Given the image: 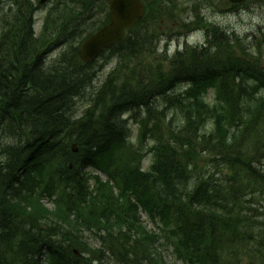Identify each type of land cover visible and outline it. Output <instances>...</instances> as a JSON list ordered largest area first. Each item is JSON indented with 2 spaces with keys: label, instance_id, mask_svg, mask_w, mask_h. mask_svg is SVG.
Segmentation results:
<instances>
[{
  "label": "trees",
  "instance_id": "obj_1",
  "mask_svg": "<svg viewBox=\"0 0 264 264\" xmlns=\"http://www.w3.org/2000/svg\"><path fill=\"white\" fill-rule=\"evenodd\" d=\"M4 1L13 4V18L4 21L11 33L0 43V62L9 64L0 65V81L2 74L9 75L7 82L22 96L14 103L2 94L0 117L28 125L27 134L34 138H11L7 132L12 129L0 127V264H42L43 249L55 264H165L155 246L162 237L188 264H226L235 248L243 250L239 256L248 253L249 264H264V213L259 214L264 201L253 189L255 184L264 186L253 163L264 165L261 52L208 22L197 7L202 0H182L193 6L192 21L183 22V28H206L205 43L172 56L165 47L160 56V28L153 23L176 19L180 4L145 0V17L105 55V60L119 59L117 72L130 70L128 78L120 80L130 87L122 88L113 73L100 88L88 89L92 64L81 60L79 38L62 25L72 19L86 29L78 0H54L51 19L37 37L31 34L38 5L32 0ZM84 1L97 5L95 0ZM23 35L21 47L17 37ZM59 35L75 42L48 63L45 54L53 49L48 37ZM13 60L37 66L46 83L26 90L7 68ZM129 63L143 73L136 76L138 70L129 69ZM7 82L0 86L10 87ZM62 82L79 96L65 99L57 90L67 93ZM110 88L124 94L115 108V95L107 94ZM210 91L212 101L207 100ZM36 99L60 105V117L54 111L42 118L34 108ZM83 99L92 105L80 119H71L76 102ZM126 113L130 116L124 119ZM146 122L153 124L150 137L144 132ZM95 135L101 141L93 139ZM73 142L78 143L77 153L71 151ZM57 144L70 153L55 154ZM148 153L154 165L143 172L141 160ZM201 156L219 159L215 172L202 173L197 165L193 169L192 162ZM191 157L194 160L184 162ZM90 166L101 169L107 180L86 171ZM44 197L53 202L52 209L42 203ZM140 210L159 221L161 235L146 228ZM86 232L100 239L102 248H91ZM75 250L86 254L78 256Z\"/></svg>",
  "mask_w": 264,
  "mask_h": 264
},
{
  "label": "bare ground",
  "instance_id": "obj_2",
  "mask_svg": "<svg viewBox=\"0 0 264 264\" xmlns=\"http://www.w3.org/2000/svg\"><path fill=\"white\" fill-rule=\"evenodd\" d=\"M35 2L36 5H38V8L40 9H43V8H46L47 7V0H32ZM227 1H230V0H223V2H227ZM232 2V1H230ZM78 5L81 7L80 10H83L85 11V13H83L84 15V20L89 23L92 22V27H93V30H99L100 28H104L105 26H107V22L106 21H103L102 17L96 13L97 8L94 7L90 2V5L88 2L84 1V0H78L77 1ZM232 3H236L235 2H232ZM13 4L11 3H6L4 0H2V2L0 3V43H2L4 41V39H6L9 35H10V29H9V26L10 24H6L4 21L8 20L10 21L12 18H13V15L10 13V9H11V6ZM226 10L228 11H237L238 8L234 5H229L228 8H226ZM49 11H50V8L48 10H46V12H44V17L42 19V23H41V27L39 29V34H38V30L36 31H33V33L31 34V36L33 37H37L38 35H40L45 29H46V25L48 24V21H50L51 19V15L49 14ZM5 15V17L3 16ZM33 16H37L35 15V13H33ZM203 16V15H202ZM72 17L74 18H78V15L76 14H72ZM204 17V16H203ZM184 24L185 23H190V20L189 19H184L183 20ZM183 22L180 23V27L183 28ZM66 29H70V31H72L73 33H76V35H74L75 38H79L78 39V42H79V45L78 46H81L83 47V45L85 44V42L89 39L88 36L86 35H82L83 33V29H81V26L76 24V22L72 19H69V20H66L63 22L62 24ZM200 31L202 33L205 34V36H207L208 34V30L206 28H203V27H200ZM128 35V33H126V36ZM179 35H181L182 37L184 36V33L183 32H180ZM60 36V35H59ZM59 36H55V37H48V40L51 42L52 46L56 49H58L62 54L65 53V51L71 47L73 45V43L75 41H71L65 37H62L60 38ZM125 36V35H124ZM18 40L20 41V46L22 47L23 46V42L25 41V35H23L22 37L18 36L17 37ZM234 39H240V37L236 34L233 35ZM241 40V39H240ZM164 41L166 42H169V40H166L164 39ZM202 44V43H201ZM199 44V45H201ZM80 54V52H79ZM106 63V61H100L98 63H96L95 65H92L93 67L90 69V72H93L95 70H99L101 68V66H103L104 64ZM9 63H6V64H2V62H0V65H4V66H7ZM28 65V66H27ZM8 69L11 70V73L14 76H17L19 78V81L24 83L26 85V90L30 89V88H34L36 86H42L44 85L43 83H46L45 79L42 78L39 74H38V70H37V66H35L34 64H26V65H23L22 64V61H17V60H13L10 64V66L7 67ZM114 70H110L109 72H113ZM3 78L2 80L4 82H7V80H10L11 77L9 75H7V77L2 74ZM3 81H0V83H4ZM124 81H119V84L122 88H128L130 87V84H126V83H123ZM8 84H10V87L5 84V85H1L0 86V100L4 97H10V98H13L12 102H16L19 100V98L22 96V95H19L17 92L13 91V82H10L8 81L7 82ZM63 86L65 87V89L67 90V93L64 94L61 90V87H59V89L57 88V90L60 91V94L66 99H69V98H72V99H75L77 98L79 95H74L73 91H70L67 86L68 84L62 82ZM18 87V85H16ZM92 87H94V83L92 82V84L88 87V89H92ZM178 90L177 87L174 88V92H176ZM93 91V90H92ZM58 92V91H57ZM4 95V97H2L1 95ZM107 94L108 95H112L113 94L115 95V98L112 100V108H115V106L123 101L121 98L122 96H124L123 93H120L118 92L117 90H115L114 88H110L108 91H107ZM117 97V98H116ZM23 98V101L26 99L25 97H22ZM29 98V97H28ZM32 101L34 99H31ZM61 100L58 99V101ZM110 100V96H107L106 98V102L110 103L109 102ZM4 101V100H3ZM1 101V102H3ZM1 102H0V106H1ZM35 105H34V108H36L37 110V113L40 114L42 116V118L44 117H47L48 116V113H44V112H49L51 114H54L53 112L55 111V114L56 116L60 117V109H62V107L60 105H55L54 103H42L40 102L38 99L35 100ZM81 103V100L77 101L76 102V107H75V110H74V113H72L70 116H71V119L73 120H77L80 116V114H84L85 110L87 108H83V107H78V105ZM103 107H108V105H103ZM80 109H84L82 113H80ZM57 110V111H56ZM105 111V110H103ZM23 119H26L25 117ZM136 119V117H133L132 120H130L131 123H133L134 125H137L136 122L134 121ZM27 120V119H26ZM135 122V123H134ZM147 126L144 130V132H146V137H150V133H151V130L153 128V124L151 122H146ZM0 127H3V128H11L12 130L8 131L7 132V129H5L4 131L8 133V135L11 137V138H15V139H20V137H29V138H34L30 133L27 134V131L28 130V125H25V124H18L16 121H12V120H9V119H3L0 117ZM47 131L49 133L50 130L47 129ZM25 132V133H24ZM23 133V134H22ZM96 141H101V137L100 135H95L94 138ZM19 140H17L19 142ZM63 145L61 144H57L55 147H54V150H55V154L57 155H60V156H65V153L68 152L70 153V149H66L64 147H62ZM68 157V156H67ZM66 157V158H67ZM143 160V159H142ZM184 162H187V161H192L194 160L193 157L191 158H183ZM255 167L259 170L260 174L263 175V177L261 176H258L257 178H260L262 180H264V165L258 163L257 161H254L253 162ZM211 169H213V167L211 166ZM152 170V168H146L144 169L145 172H150ZM7 172V171H5ZM10 174V172L7 173V175ZM202 175H205V174H202ZM264 187V186H262ZM48 200L50 201V203L52 204L53 202L48 198V197H44L42 199V203L46 206V204L44 203V200ZM89 201V199H88ZM264 201V199H263ZM264 204V202H263ZM47 207V206H46ZM261 213H264V209H261L259 211V214ZM6 246V245H5ZM10 246V245H8ZM240 249L239 248H235L233 250V252H230L227 254V259L228 261L226 262V264H241V260H242V257L239 256V253H240ZM48 251L43 249L42 250V255H41V263L42 264H55L54 262H51L48 260ZM36 256V255H35ZM255 259H257V257H254Z\"/></svg>",
  "mask_w": 264,
  "mask_h": 264
},
{
  "label": "rangeland",
  "instance_id": "obj_3",
  "mask_svg": "<svg viewBox=\"0 0 264 264\" xmlns=\"http://www.w3.org/2000/svg\"><path fill=\"white\" fill-rule=\"evenodd\" d=\"M53 1L54 0H48L47 7L38 11L36 16L38 31L41 27L44 12L49 9ZM174 1H177L178 4H180L176 11L177 18L164 21L157 20L158 24H156L155 22L153 23L154 27L160 28L159 32L157 33V35H160V42L157 46V53L160 56L163 55V50L165 47L170 55H174L177 52V49H185V45L191 46L201 44L204 42L205 39V34L202 32H194L191 33L189 36L185 34L183 37L179 35L180 32H185V29L180 27L179 22L182 23L183 20H187V18L192 20L191 12L193 6L190 3H184L182 0ZM244 3L245 4L243 6L240 5L237 11L226 10L228 6L226 7V3L220 4V0H203L202 4L198 5L197 7L200 10L199 14H202L207 20L209 19L221 25L223 29L229 34V36L233 37V35L236 34L245 44H248V48L252 47L254 51H256V53L259 55L261 52L262 60L264 63V46L260 44L264 38V0H246V2ZM103 20H105V18ZM172 20L176 21L174 22ZM86 26L87 29H84L82 35H87L94 31L92 27V22L89 21ZM164 39L169 40V42L164 41ZM258 44L260 46V50L257 48ZM144 62H148V58L144 59ZM121 63H125V61H121ZM163 63L165 62L163 61ZM133 64L129 63L128 68L137 69L138 72L136 76H140L143 73L142 71H139L141 70L139 68L140 66H135V64ZM107 65L108 67L104 71L98 73L101 82H103L107 73L115 66V60L111 63H108ZM129 71L130 70L126 68L118 72L116 70V81L127 79ZM213 97L214 95L211 94L209 100L211 101ZM86 103H88L87 100L83 99L81 100V103L78 105V107L80 108L84 104L86 105ZM83 110L84 109H80V113H82ZM176 119H178V117H176ZM132 127L133 134L136 135V126L132 125ZM261 134H264V129L260 132V135ZM208 157L211 160L201 157L198 160L193 161V169L195 170L197 165L198 170L202 173L206 171L215 172L216 169L214 165L219 164V159L216 160L214 157ZM148 160L149 159L146 160L147 162L145 163V168L149 166ZM211 166L213 167V169H211ZM224 169L225 167L223 165H220V170L222 171ZM253 189H256L257 194L264 199V187L255 184V187ZM44 203L47 207H52V204L47 199L44 200ZM141 215L142 221L147 226V228L155 230L154 224L149 220L148 216L144 212H142ZM85 240H87V243L91 247L98 248L100 246L99 240L94 236L90 235L89 233H85ZM158 250L162 253L166 264H182V262L176 259L171 247H160L158 248Z\"/></svg>",
  "mask_w": 264,
  "mask_h": 264
},
{
  "label": "water",
  "instance_id": "obj_4",
  "mask_svg": "<svg viewBox=\"0 0 264 264\" xmlns=\"http://www.w3.org/2000/svg\"><path fill=\"white\" fill-rule=\"evenodd\" d=\"M110 7L111 22L91 36L81 48V57L84 61L95 59L101 51L122 38L125 30L134 26L144 15L141 0H111Z\"/></svg>",
  "mask_w": 264,
  "mask_h": 264
}]
</instances>
